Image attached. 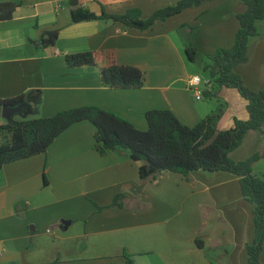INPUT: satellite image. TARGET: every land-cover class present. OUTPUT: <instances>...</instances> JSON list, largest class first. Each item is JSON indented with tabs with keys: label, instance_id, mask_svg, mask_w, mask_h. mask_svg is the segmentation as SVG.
Instances as JSON below:
<instances>
[{
	"label": "crops",
	"instance_id": "0c3cea01",
	"mask_svg": "<svg viewBox=\"0 0 264 264\" xmlns=\"http://www.w3.org/2000/svg\"><path fill=\"white\" fill-rule=\"evenodd\" d=\"M7 1L20 6L11 20L0 22V98L25 94L22 118L95 105L141 130L148 129L145 114L154 109H170L195 126L222 108L220 130L232 128L236 118L249 119L238 90L218 87L209 74L203 72L202 79L210 96L196 99L188 88L199 74L186 44L192 42L203 55L231 47L238 15L247 9L242 0L205 1L146 30L102 19L76 23L69 0H0ZM178 1L79 0L98 15L140 10L142 18ZM256 25L249 60L235 71L248 87L264 91V19ZM56 30L55 44L43 45L44 32ZM109 50L120 64L145 68L144 87L108 88L101 61L77 68L66 61L68 54ZM96 133L91 122H78L45 153L3 166L0 264H122L125 252L137 264H250L255 204L244 198L237 175L198 170L188 181L166 172L136 195L131 188L143 163L126 149L100 155ZM263 148L264 132L250 131L230 156L240 162ZM253 172L264 179V159ZM120 193L126 195L124 207H111ZM260 259L264 264V251Z\"/></svg>",
	"mask_w": 264,
	"mask_h": 264
},
{
	"label": "trees",
	"instance_id": "16d2710c",
	"mask_svg": "<svg viewBox=\"0 0 264 264\" xmlns=\"http://www.w3.org/2000/svg\"><path fill=\"white\" fill-rule=\"evenodd\" d=\"M205 1L209 0H180L174 5L157 10L148 18H142L140 10H130L122 15L103 11L98 15L80 4L79 0H69V4L76 23L102 19L146 30L188 8L200 6ZM242 1L247 9L238 15L240 28L231 47L220 48L212 55H203L192 42H188L186 54L190 61L210 75L218 87L238 90L247 101L248 120L236 118L232 128L220 130L218 121L223 113L222 108L195 126L184 124L170 109H154L145 114L148 129L141 130L121 115L95 105L62 110L49 117L18 122L11 120L0 124V171L6 164L45 153L72 125L89 121L97 128L96 149L100 155L126 149L134 160L143 163L140 167V180L131 188L136 195L141 194L148 183L166 172L180 173L188 181L192 180L191 173L198 170L226 171L237 175L244 198L255 204V239L247 246L248 260L250 264H263L260 257L264 251V179L254 174L253 165L264 159V148L240 162L234 161L230 156L243 144L250 131L264 132V91L248 87L235 71L238 65L249 60L248 44L252 37L258 35L257 21L264 19V0ZM19 6L18 2H0V22L11 20ZM57 36V30L45 31L42 44L54 45ZM66 61L70 68L101 61L102 84L108 88L139 89L146 84L145 68L141 65L120 64L113 50L68 54ZM204 93L210 96L208 91ZM4 105L25 106L26 95L0 98V108ZM125 198L124 193L118 194L111 207H124ZM196 243L199 247H204L202 237H198ZM124 256L122 264H137L133 255L125 252Z\"/></svg>",
	"mask_w": 264,
	"mask_h": 264
},
{
	"label": "built area",
	"instance_id": "2783aa9c",
	"mask_svg": "<svg viewBox=\"0 0 264 264\" xmlns=\"http://www.w3.org/2000/svg\"><path fill=\"white\" fill-rule=\"evenodd\" d=\"M206 83L203 81L202 77L199 75H194L189 79L188 88L194 98L201 99L204 97Z\"/></svg>",
	"mask_w": 264,
	"mask_h": 264
},
{
	"label": "water",
	"instance_id": "95a60500",
	"mask_svg": "<svg viewBox=\"0 0 264 264\" xmlns=\"http://www.w3.org/2000/svg\"><path fill=\"white\" fill-rule=\"evenodd\" d=\"M24 107H25L24 105H20V106H16V107L4 105L1 108L3 117L6 120L11 121L12 118L14 117V115L19 114V113H21L24 110Z\"/></svg>",
	"mask_w": 264,
	"mask_h": 264
},
{
	"label": "rangeland",
	"instance_id": "374dc122",
	"mask_svg": "<svg viewBox=\"0 0 264 264\" xmlns=\"http://www.w3.org/2000/svg\"><path fill=\"white\" fill-rule=\"evenodd\" d=\"M197 73L199 74V76L203 77L204 76V73H203V70L200 69L199 65H197ZM23 119H31V118H22L20 114H16L14 115V120L16 121H20V120H23ZM5 118L3 117V114H2V109L0 108V122H5ZM6 139L3 138V141Z\"/></svg>",
	"mask_w": 264,
	"mask_h": 264
}]
</instances>
